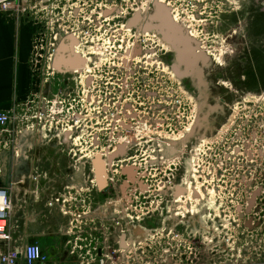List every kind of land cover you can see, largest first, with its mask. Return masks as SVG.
Segmentation results:
<instances>
[{"label":"rangeland","instance_id":"obj_1","mask_svg":"<svg viewBox=\"0 0 264 264\" xmlns=\"http://www.w3.org/2000/svg\"><path fill=\"white\" fill-rule=\"evenodd\" d=\"M166 1L20 0V12L37 20L28 60L31 85L25 99L12 107L24 115L25 127L35 121L28 119L39 111L41 103L54 124L48 126L58 125L63 130L67 123L76 124L73 139H67L70 146L73 141V150L84 149L73 161L76 168L83 163L89 168L87 160L91 156L85 149L92 142L96 144L97 128L103 126L107 134L101 136L102 145L112 144V160L132 170V178L135 174L129 166L136 162L152 186L150 195L168 177L171 183L183 180L178 193L185 190L187 196L180 202L191 214L180 228L184 233L196 231L197 241H204L200 245L204 249L201 258L210 264H264V84L255 85L248 70L231 71L235 63L243 69L246 58L250 59L249 52L224 50L222 60L221 51L228 44L226 35L222 36L221 31L215 35L205 33L200 42L194 31L201 21H193L190 35L202 43L201 51L208 56L203 66L204 81L212 80V69L226 71L220 77L225 88L219 92L230 100L227 103L232 114L219 126L220 116L210 113L206 106L200 111L197 103L203 87L194 84L196 75L181 71L186 83H179L172 67L178 62L176 52L168 54L172 47L157 29L158 22H152L154 28L147 26L156 6L166 9ZM180 2L172 4L191 18L194 7ZM219 6V13L226 15L221 12L226 5ZM210 7L209 4L208 13ZM137 12L140 21L131 26L128 22ZM173 18L180 21L177 14ZM61 43L64 51L68 49L63 51L66 56L69 54L72 61L78 57L83 63L70 69L62 67V71L55 69L52 63ZM232 55H239L240 61H232ZM131 111L133 114L128 115ZM80 112L82 120L77 124L72 118ZM120 122L129 123V129L122 130ZM127 136L131 137L129 144ZM35 139L32 135L31 140ZM99 150L92 145L90 155ZM83 172L80 170L77 178L83 180ZM187 179L192 189H186ZM127 185L122 186L124 193ZM104 192L105 197H113L112 187ZM93 194L91 190V208L96 205ZM155 249L161 254V246Z\"/></svg>","mask_w":264,"mask_h":264},{"label":"built area","instance_id":"obj_2","mask_svg":"<svg viewBox=\"0 0 264 264\" xmlns=\"http://www.w3.org/2000/svg\"><path fill=\"white\" fill-rule=\"evenodd\" d=\"M19 2L20 0H0V12H18L20 10L18 9ZM42 106V108L39 107V111L34 114L33 118L28 119L31 121L35 118V121L26 127L22 125V123L25 124L24 115L14 107L0 111V150L11 148L14 144L10 137L14 131L17 134L22 132L37 134L44 131V127H41L40 124L48 114L44 107L45 104ZM126 107L127 110H130L129 104H126ZM81 114L82 112L73 115L72 119L77 124L82 120ZM132 114V111L128 112V115ZM79 116L81 118L77 119ZM55 118L53 116V119ZM118 124L122 130H128L130 127L127 122ZM74 125L76 124L69 125L67 123V127L63 130H59L58 125L54 127L59 142L66 137L73 139ZM96 133L97 137H94L96 144L92 142L85 149L89 152L91 159L87 160L89 168L85 167L83 176L84 178L87 176L85 182H90L92 177L93 186L98 191H103L98 188L94 165V158L102 157L106 164V188L112 187L114 193L113 197H104V202H101L98 207L91 208L90 195H87L89 201L82 196L84 187H78L77 184L66 187L69 192L67 197H62V211L71 217L70 225L66 231L69 237L67 242L71 246V252L75 255L77 264H210L207 259L201 258L204 249L201 250L200 245H203L204 241H197L199 239L197 232L191 229L184 233L180 228L186 224L184 219L188 214L185 215L179 210L180 205L176 201L181 196L178 189L182 187L183 180L180 183H171V179L168 177V180L166 179L165 182L158 185L157 192L150 195L152 186L149 180L145 179V174L140 173L137 169L136 162L131 163V166L128 165L134 170L135 176L132 178L127 174L124 165L112 160V144L105 142L102 145L101 136L107 134L104 127H98ZM129 139L131 137L127 136L128 144ZM122 142L124 143L123 139ZM123 143H120L118 147H123ZM92 145L101 148V150L90 155ZM74 150L71 146V153H75ZM116 150L113 151L116 152ZM111 174L114 178L110 176ZM123 184H128L125 193L121 190ZM154 191L156 190L154 189ZM152 195H155V198L152 199ZM15 206L10 188L0 186V241L10 243L14 240L15 231L20 229L16 219ZM96 207L101 211H96ZM109 211H111V216L108 218L106 215ZM177 211L179 212L177 213ZM96 212H99V215ZM192 216L190 215L188 219H191ZM71 236H74V241L70 240ZM112 236L115 240H111ZM158 246L162 247L161 254H158V250L155 249ZM137 257L147 259V261L142 263L137 260ZM49 260L50 257L38 242L19 244L7 251L0 252V264H49Z\"/></svg>","mask_w":264,"mask_h":264},{"label":"crops","instance_id":"obj_3","mask_svg":"<svg viewBox=\"0 0 264 264\" xmlns=\"http://www.w3.org/2000/svg\"><path fill=\"white\" fill-rule=\"evenodd\" d=\"M36 20V17L20 10L15 13L0 12V111L10 109L28 95L32 80L28 60ZM15 144L12 145L14 147L0 150V182L12 192L20 229L13 232L14 240L10 243L0 241V252L19 244L38 242L50 257L49 264H77L67 242L69 237L66 231L71 217L62 211V197L68 196L67 186L77 184L84 187V198L94 190V204L98 207L104 202L105 192L98 191L91 182H85L87 176L83 180L77 178L79 171H85V167L84 164L74 167L69 144L59 142L44 145L36 139L23 145L22 141ZM4 150L11 153L9 184H6L8 176L2 174ZM97 207L96 211H101ZM96 214L99 215V212ZM110 216L111 211L106 217ZM70 240L74 241V236ZM111 240L115 238L112 236Z\"/></svg>","mask_w":264,"mask_h":264},{"label":"flooded vegetation","instance_id":"obj_4","mask_svg":"<svg viewBox=\"0 0 264 264\" xmlns=\"http://www.w3.org/2000/svg\"><path fill=\"white\" fill-rule=\"evenodd\" d=\"M172 1H174V4H176L177 1H181L180 5L182 6L187 5L189 7L190 5H192V7H194L193 9L194 13L192 17L186 18L183 15L184 12L180 13L179 8L174 6L172 4ZM209 4L211 5L210 7L211 11L208 13L206 9ZM220 4L226 5L227 9L221 10V12H226L227 13L226 15H224L225 13L223 14L219 13L218 9L220 7L219 6ZM164 6L166 7V11H168V13L170 14L173 20H174L173 18L174 15L176 14L178 15L180 21L177 23L180 26H182L183 32H185V34L189 36H191L190 35L191 33L193 34V32L189 29L193 21H196V20L201 21V23L198 24V30L197 29L195 31L193 30L194 32H196V34L200 38L199 39L200 42L202 40V36L205 33L209 35L210 34L215 35L216 31H221L222 36L226 35V40L228 41V44H226L227 47L225 49L221 48L222 49L221 54L223 53L222 60L224 58V53L226 50H230L232 53L238 52L240 50H243L242 53L244 54H246V51L249 52L250 59L246 58V61L244 63L245 66H243V69L240 70L239 63H235L231 71L234 73V71H237V70L239 72L248 70L255 85L256 83H258L259 84L258 87L263 86L264 84V0H168V2L166 1L164 3ZM157 10L158 8L156 6V10L154 11V13L157 12ZM235 10L239 12L235 14L234 13ZM203 19L205 21H203ZM201 25H202V28H201ZM165 29H167V27ZM162 34L164 35V33ZM164 37H165V40L169 43V45L172 47V51H169L168 54L173 53V51L176 52V58L178 62L176 64H173L172 67L176 71L175 73L180 79L179 83H184V86H185L186 81L182 80L180 76L181 71H184L185 69L179 60V52H178L179 50L173 45L174 43L171 42L170 39L166 37V34L164 35ZM216 42H219V41H216ZM192 45H194V47L198 51L202 50L203 45L202 43L200 44L197 41V39L196 41L195 39L192 40ZM214 49L217 50L218 48L214 47ZM215 59L216 57L214 56L213 61ZM244 59L245 58H243V60ZM231 60L232 61L235 60L236 62H238L240 61V57L239 55L237 57L232 55ZM225 72L224 71L222 72L220 69H217V68L212 69L211 73L213 74V77H214V78L212 77V80L207 81L205 83V81L202 82V80H199V78H196L197 80H195V83H194L197 88L198 86L201 89L203 87L202 89L203 91L202 93L199 94V100L197 103L199 106V109L201 107L206 106L209 109L210 113L213 112L217 114L218 116H220L222 120L218 123L219 126L223 123V121H225V119L230 117V115L232 114L230 109H228L229 105L227 103V101H230V100L224 99L225 96H223L219 92L221 88H225V86H223L224 85L223 80L220 78ZM244 78L245 79L247 78L246 74L244 75ZM89 82L90 80H88L87 83ZM27 107L31 109L29 105ZM39 107L40 108L43 107L42 103ZM33 117L34 115L30 116V118H33ZM48 123H50L51 125L53 124L52 120H50L48 117H46L43 121H41L40 125L41 127H44L43 129L44 131L41 133L32 134L31 132H22L20 134H17V132L14 131L10 137L11 139H13V143H19L20 141H22V145L26 141H31L32 135H35L36 140L40 142L41 144H44V145L58 144L59 141L56 139V135H55L56 129L54 127L48 126ZM210 132H213V130H211ZM39 137L41 139H39ZM61 142L65 144H69L67 137L64 138ZM70 144L71 146H73V142H70ZM79 150H81V152L84 151V149L83 148L81 149V147L76 148L75 153L72 154L73 161L75 160V157L78 155L77 152Z\"/></svg>","mask_w":264,"mask_h":264},{"label":"water","instance_id":"obj_5","mask_svg":"<svg viewBox=\"0 0 264 264\" xmlns=\"http://www.w3.org/2000/svg\"><path fill=\"white\" fill-rule=\"evenodd\" d=\"M158 10L157 12L153 13L150 16V20L147 26L148 28H154L152 25V22H158V25L156 26L159 31L166 34V37L170 39L171 42L174 43V45L179 50V60L180 63L184 66V72L186 74H194L196 75L199 80L204 81V69L203 66H205L208 63V56L205 55L203 51H198L194 45H192L193 38L185 32H183L182 26H180L177 22H175L168 11L160 5L157 6ZM139 13H137L135 16H133L128 24L131 25V22L133 23V20L135 18L136 22H139ZM141 19V18H140ZM132 24V25H134ZM131 25V26H132ZM155 27V28H156ZM167 27V29H165ZM166 30V31H165ZM77 61L76 63H74ZM80 59L78 57L74 58L72 61L71 59L65 60L63 56H60L56 62L52 63L57 68H61L62 66L67 65H76ZM202 64V65H201ZM78 65V64H77ZM76 65V66H77ZM73 67V66H72ZM97 159V160H96ZM95 161L98 165L96 174H97V181L98 185L101 189L105 188L107 186V179L105 177L106 170L104 168L105 164L103 163V159L101 157H96ZM2 174L3 176H8V179L6 180V184L10 183L11 180V153L8 150H4L2 153ZM104 164V165H103ZM0 186L4 187V183L0 182Z\"/></svg>","mask_w":264,"mask_h":264},{"label":"bare ground","instance_id":"obj_6","mask_svg":"<svg viewBox=\"0 0 264 264\" xmlns=\"http://www.w3.org/2000/svg\"><path fill=\"white\" fill-rule=\"evenodd\" d=\"M134 22H136V20H135V18H134V20H133V23L131 22V25L132 24H134ZM192 34V33H191ZM63 44L61 43V45H60V48H59V51H58V54H57V56H56V58L54 59V61H53V63L54 62H56L57 61V59L60 57V56H63V58L65 59V60H67V59H71L72 57H70L69 56V54L66 56L65 54H64V52H66L67 50H65L64 51V48H62L61 46H62ZM68 48V47H67ZM70 49V48H69ZM64 51V52H63ZM77 62V61H76ZM75 63V62H74ZM83 63V61L82 60H80L79 61V63H78V65L77 66H79L80 64H82ZM76 65H67V66H62V67H67V68H73V67H77ZM73 66V67H72ZM53 67H55V65H53ZM62 67L61 68H57V67H55V69H58V70H60V71H62ZM203 140H206V138L205 139H203ZM98 157H100V156H98ZM95 159V158H94ZM101 159H103L102 157H101ZM97 160V159H96ZM105 160L103 159V163L105 164V162H104ZM94 163H95V167H96V169H97V167H98V165H99V163L97 164L96 163V161L94 160ZM103 164V165H104ZM106 165V164H105ZM126 172H127V174H129V175H131V171H128V170H126ZM186 183V189L187 188H189V189H192V183L190 182V180L189 179H187V181L185 182ZM186 191L185 190H183V192H182V194H180L181 196L180 197H178V199L176 200L178 203H179V210H181V212H183V213H185V215L188 213L187 211H189V210H186L185 208H184V206L182 205L183 203H181L180 201L181 200H186V196H187V193H185ZM191 209V208H190ZM210 211V210H209ZM179 211H177V213H178ZM176 214V213H175ZM188 214H191V213H188ZM197 214V213H196ZM193 216H195V214H193ZM208 229H209V227H208ZM207 238V237H206ZM214 239V237H211V240H213ZM130 242V241H129ZM130 245H132L131 243H130Z\"/></svg>","mask_w":264,"mask_h":264}]
</instances>
